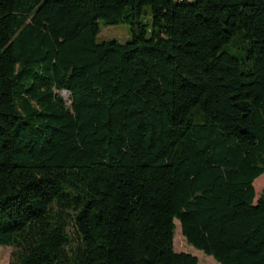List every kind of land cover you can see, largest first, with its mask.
Wrapping results in <instances>:
<instances>
[{
    "label": "trees",
    "instance_id": "1",
    "mask_svg": "<svg viewBox=\"0 0 264 264\" xmlns=\"http://www.w3.org/2000/svg\"><path fill=\"white\" fill-rule=\"evenodd\" d=\"M263 172L264 0H0L10 264H264Z\"/></svg>",
    "mask_w": 264,
    "mask_h": 264
},
{
    "label": "rangeland",
    "instance_id": "2",
    "mask_svg": "<svg viewBox=\"0 0 264 264\" xmlns=\"http://www.w3.org/2000/svg\"><path fill=\"white\" fill-rule=\"evenodd\" d=\"M143 19L145 21L151 20V13L148 6L145 7V13L143 14ZM131 36L130 25L127 21H120L115 24H105L101 19L99 20V31L96 34L97 40L105 39H118L120 41L128 40ZM58 93L62 94L64 97L66 93L63 90H58ZM262 179L257 182L255 187V200L258 195L264 190V172L261 173ZM176 222L173 243L174 248L177 251H187L195 254L198 258V264H220L217 260L213 258L212 255L206 254L201 249L196 248L192 244L188 243L185 236L181 232V227L179 220L174 219ZM12 246L0 245V264H10L12 260Z\"/></svg>",
    "mask_w": 264,
    "mask_h": 264
},
{
    "label": "water",
    "instance_id": "3",
    "mask_svg": "<svg viewBox=\"0 0 264 264\" xmlns=\"http://www.w3.org/2000/svg\"><path fill=\"white\" fill-rule=\"evenodd\" d=\"M65 93H66V95H65V100H67V101H69V92H68V90H63Z\"/></svg>",
    "mask_w": 264,
    "mask_h": 264
}]
</instances>
